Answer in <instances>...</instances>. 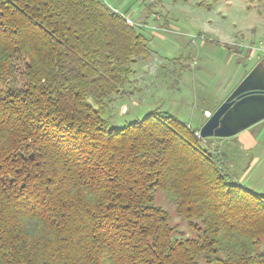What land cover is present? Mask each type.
<instances>
[{"label":"trees","instance_id":"1","mask_svg":"<svg viewBox=\"0 0 264 264\" xmlns=\"http://www.w3.org/2000/svg\"><path fill=\"white\" fill-rule=\"evenodd\" d=\"M120 13L0 0V264H264V193L234 182L196 128L159 110L106 119L151 56ZM157 190L195 236L176 235Z\"/></svg>","mask_w":264,"mask_h":264},{"label":"rangeland","instance_id":"2","mask_svg":"<svg viewBox=\"0 0 264 264\" xmlns=\"http://www.w3.org/2000/svg\"><path fill=\"white\" fill-rule=\"evenodd\" d=\"M105 1L135 22L151 48L150 58L134 66L133 81L110 96L105 117L111 126L159 110L196 128L199 137L205 112L212 113L264 57L256 50L264 42V0ZM199 1L208 6H198ZM230 137L199 138L219 167L241 184L240 169L247 162L236 140H227ZM259 182L256 190L264 193V178ZM154 202L168 212L177 236L196 235L165 192L157 190ZM260 249L264 251V235Z\"/></svg>","mask_w":264,"mask_h":264},{"label":"water","instance_id":"3","mask_svg":"<svg viewBox=\"0 0 264 264\" xmlns=\"http://www.w3.org/2000/svg\"><path fill=\"white\" fill-rule=\"evenodd\" d=\"M264 119V57L236 84L199 128V137H229Z\"/></svg>","mask_w":264,"mask_h":264},{"label":"crops","instance_id":"4","mask_svg":"<svg viewBox=\"0 0 264 264\" xmlns=\"http://www.w3.org/2000/svg\"><path fill=\"white\" fill-rule=\"evenodd\" d=\"M264 119L240 131L227 140H236L240 153L245 154L246 166L240 169L242 185L258 192L260 178H264ZM263 139V140H262Z\"/></svg>","mask_w":264,"mask_h":264},{"label":"built area","instance_id":"5","mask_svg":"<svg viewBox=\"0 0 264 264\" xmlns=\"http://www.w3.org/2000/svg\"><path fill=\"white\" fill-rule=\"evenodd\" d=\"M117 12L120 13L119 11H117ZM120 14H121V13H120ZM125 17H126V16H125ZM126 22H127L128 24H132V21L129 20L127 17H126ZM256 50H258V51H260L261 53L264 54V42L259 43L258 46L256 47ZM210 115H211V111H206V112H205V117H206V118L209 117Z\"/></svg>","mask_w":264,"mask_h":264}]
</instances>
